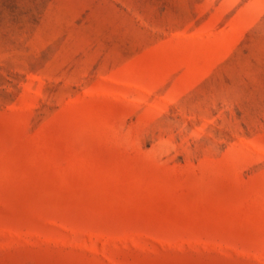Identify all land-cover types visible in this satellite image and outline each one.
Instances as JSON below:
<instances>
[{"label":"rangeland","instance_id":"rangeland-1","mask_svg":"<svg viewBox=\"0 0 264 264\" xmlns=\"http://www.w3.org/2000/svg\"><path fill=\"white\" fill-rule=\"evenodd\" d=\"M0 264H264V0H0Z\"/></svg>","mask_w":264,"mask_h":264}]
</instances>
